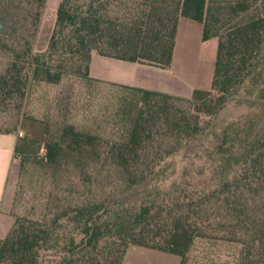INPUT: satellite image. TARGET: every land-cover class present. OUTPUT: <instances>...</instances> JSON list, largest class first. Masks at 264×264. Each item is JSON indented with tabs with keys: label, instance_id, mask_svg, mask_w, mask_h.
<instances>
[{
	"label": "trees",
	"instance_id": "obj_1",
	"mask_svg": "<svg viewBox=\"0 0 264 264\" xmlns=\"http://www.w3.org/2000/svg\"><path fill=\"white\" fill-rule=\"evenodd\" d=\"M11 1L0 0V48L11 52L0 98L13 104L30 80L55 84L70 73L100 81L90 75L93 53L169 67L180 18L199 22L202 41L216 38L217 49L209 89L189 98L109 82L127 93L116 109L117 139L73 124L40 141L19 138L21 167L43 149L34 162L83 170L78 186L88 192L16 217L0 239V264H121L131 245L185 264L197 243L227 246L221 264H264V124L250 113L214 121L235 92L264 98V0H60L43 52L21 46ZM32 1L35 26L45 0ZM206 134L212 144L196 148Z\"/></svg>",
	"mask_w": 264,
	"mask_h": 264
},
{
	"label": "rangeland",
	"instance_id": "obj_2",
	"mask_svg": "<svg viewBox=\"0 0 264 264\" xmlns=\"http://www.w3.org/2000/svg\"><path fill=\"white\" fill-rule=\"evenodd\" d=\"M59 1H44L35 26L29 13L34 12L36 3L32 0L10 2L8 12L12 21H18L14 28L23 48L28 44L32 52H43L48 48ZM10 55L11 52L0 48V73L11 60ZM215 55L213 41L206 44L191 42L184 50L177 51L171 71L196 86L210 87L209 78L212 76ZM262 65L264 66V56ZM171 95L181 99L189 98ZM124 96L127 93L109 82L87 81L70 73H65L61 81L55 84L30 80L21 103L13 104L0 98V133L13 134L17 141L19 138L40 141L46 131L52 134L63 124H73L79 129L99 135L104 141L117 139L115 133L121 128L115 124L116 109ZM176 104L189 107L183 100H177ZM247 113L256 114L257 118L261 116L257 127L263 125L264 98H256L254 92H235L214 121L219 126ZM194 143L196 148H205L212 144V140L206 134ZM42 153L43 149H40L33 160L22 167L21 156H15L18 168L10 183L8 206L13 221L16 217L39 216L47 199L65 198L70 201L78 195L85 197L88 192V187L78 186L80 178L85 177L83 170L63 165L54 171L42 163L34 162L40 159ZM229 254L227 246H203L197 243L185 264H221L223 261L218 258L226 259Z\"/></svg>",
	"mask_w": 264,
	"mask_h": 264
},
{
	"label": "crops",
	"instance_id": "obj_3",
	"mask_svg": "<svg viewBox=\"0 0 264 264\" xmlns=\"http://www.w3.org/2000/svg\"><path fill=\"white\" fill-rule=\"evenodd\" d=\"M202 26L199 22L180 18L175 37V46L171 64L161 68L148 64L128 62L113 57L93 53L91 56L90 75L104 82L119 83L156 90L168 94L190 97L194 89H207L183 80L171 71L175 64L177 51L184 50L187 44L198 42L206 44L213 41L217 49V39H201ZM216 56V55H215ZM215 61V60H214ZM214 66V63H213ZM213 72V68H212ZM210 76L209 81L211 83ZM17 138L13 134L0 133V239L4 238L13 225V217L8 211L10 183L17 174L14 147ZM180 257L156 249L131 245L128 247L121 264H179Z\"/></svg>",
	"mask_w": 264,
	"mask_h": 264
}]
</instances>
